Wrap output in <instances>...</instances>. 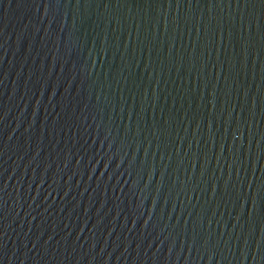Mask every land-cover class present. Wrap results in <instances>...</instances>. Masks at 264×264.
<instances>
[{
  "label": "water",
  "instance_id": "water-1",
  "mask_svg": "<svg viewBox=\"0 0 264 264\" xmlns=\"http://www.w3.org/2000/svg\"><path fill=\"white\" fill-rule=\"evenodd\" d=\"M0 264H264V0H0Z\"/></svg>",
  "mask_w": 264,
  "mask_h": 264
}]
</instances>
